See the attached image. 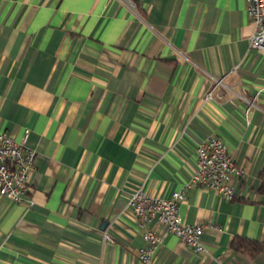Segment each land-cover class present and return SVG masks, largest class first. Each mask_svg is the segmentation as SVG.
Segmentation results:
<instances>
[{"label":"crops","instance_id":"0c3cea01","mask_svg":"<svg viewBox=\"0 0 264 264\" xmlns=\"http://www.w3.org/2000/svg\"><path fill=\"white\" fill-rule=\"evenodd\" d=\"M133 1L0 0V131L28 129L36 153L24 199L0 195V264H264L230 245L264 242V51L246 0ZM208 135L243 174L232 199L192 185L179 202L205 250L153 221L140 261L131 191L170 197Z\"/></svg>","mask_w":264,"mask_h":264},{"label":"built area","instance_id":"2783aa9c","mask_svg":"<svg viewBox=\"0 0 264 264\" xmlns=\"http://www.w3.org/2000/svg\"><path fill=\"white\" fill-rule=\"evenodd\" d=\"M134 13L133 0H123ZM246 14L252 26L248 45L264 51V0H246ZM209 97V93L206 95ZM28 129L21 139H13L5 131H0V195L19 202L30 191V172L34 167L35 150L26 144ZM197 159L193 173L183 186L170 197L148 194L138 187L131 191L128 204L138 226L144 227L143 236L146 244L139 249L138 258L149 262L161 241V235L150 223L162 225L166 232L177 236L186 246L195 252L204 251L201 234L204 223L184 222L178 212V205L185 196V191L192 185L202 186L232 199L234 192L229 183V175L243 174V169L236 166L228 154L226 146L215 136H205L196 147ZM104 239L111 237L106 232Z\"/></svg>","mask_w":264,"mask_h":264},{"label":"trees","instance_id":"16d2710c","mask_svg":"<svg viewBox=\"0 0 264 264\" xmlns=\"http://www.w3.org/2000/svg\"><path fill=\"white\" fill-rule=\"evenodd\" d=\"M258 192L263 195L262 204L264 205V181H261L257 188ZM230 245L234 250L244 254L246 257H253L259 253L264 254V242L245 238L242 236H234L230 240Z\"/></svg>","mask_w":264,"mask_h":264}]
</instances>
